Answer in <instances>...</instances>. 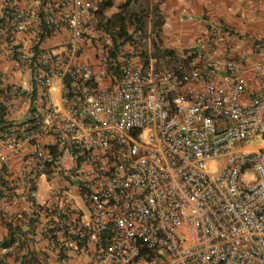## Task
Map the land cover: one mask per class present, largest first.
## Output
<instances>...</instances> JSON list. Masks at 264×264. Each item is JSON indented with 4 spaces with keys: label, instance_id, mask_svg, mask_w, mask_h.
Wrapping results in <instances>:
<instances>
[{
    "label": "built area",
    "instance_id": "obj_1",
    "mask_svg": "<svg viewBox=\"0 0 264 264\" xmlns=\"http://www.w3.org/2000/svg\"><path fill=\"white\" fill-rule=\"evenodd\" d=\"M102 1L0 0V185L66 264H264V61L213 56L217 26L111 57Z\"/></svg>",
    "mask_w": 264,
    "mask_h": 264
},
{
    "label": "crops",
    "instance_id": "obj_2",
    "mask_svg": "<svg viewBox=\"0 0 264 264\" xmlns=\"http://www.w3.org/2000/svg\"><path fill=\"white\" fill-rule=\"evenodd\" d=\"M123 1L111 0L103 13L110 15L118 11ZM145 3L151 13L142 28L145 40L141 45L142 53L148 59L170 62L178 58L187 45L205 50L202 43L211 26H217L219 31L213 56L236 57L248 64L264 61V0H145ZM155 3L157 8L153 14L151 7ZM155 19L158 23L153 25ZM134 27L130 24L128 30L132 31ZM65 34V31L55 33L47 37L45 43L55 44ZM119 50L128 51L129 44L125 42ZM93 53L94 48L86 44L81 58L96 64ZM9 66V61L0 56V68ZM10 74L11 81L18 82L23 77L18 72L10 71ZM259 145L264 143L244 147ZM10 194L8 186L0 185V264H21L23 258L27 264H63L65 259L61 260L55 251L47 248L41 235L19 215L29 205L28 199H13ZM25 228L28 230L24 233ZM12 230H15L13 234ZM11 236L14 240L3 245L2 242Z\"/></svg>",
    "mask_w": 264,
    "mask_h": 264
},
{
    "label": "trees",
    "instance_id": "obj_3",
    "mask_svg": "<svg viewBox=\"0 0 264 264\" xmlns=\"http://www.w3.org/2000/svg\"><path fill=\"white\" fill-rule=\"evenodd\" d=\"M111 0H103L99 8L96 10V22L99 27H101L106 33L109 34L111 38V46L109 48V54L111 57H117V53L122 44L133 38V34L136 28H144L146 19L151 13L148 4L145 0H125L120 3L119 10L110 14L105 15L103 9L106 5H109ZM157 4L155 3L151 7L153 14L156 12ZM158 23L155 19L153 25ZM133 24L135 27L132 31L128 30V26ZM21 228V227H20ZM28 229H23L25 233ZM15 230H12L13 234ZM14 240L11 236L2 242L3 245H7ZM21 264H27L26 259L23 258Z\"/></svg>",
    "mask_w": 264,
    "mask_h": 264
},
{
    "label": "rangeland",
    "instance_id": "obj_4",
    "mask_svg": "<svg viewBox=\"0 0 264 264\" xmlns=\"http://www.w3.org/2000/svg\"><path fill=\"white\" fill-rule=\"evenodd\" d=\"M23 81L26 82L27 81V77H24ZM23 113H24V109H21V113L20 114H23ZM260 142L264 143V139L261 138V137H256L254 139V141H253L254 144L260 143ZM214 162L217 163L216 160H214ZM216 170L214 169V171H212V172H215ZM36 191H37L38 198H39L40 201L44 200L47 197V195H48V193L46 191V188L44 187V182H43L42 177L39 178V183H38V186L36 188ZM76 201H77V204L80 207L84 208V204H83L82 199L80 197H77Z\"/></svg>",
    "mask_w": 264,
    "mask_h": 264
},
{
    "label": "clouds",
    "instance_id": "obj_5",
    "mask_svg": "<svg viewBox=\"0 0 264 264\" xmlns=\"http://www.w3.org/2000/svg\"><path fill=\"white\" fill-rule=\"evenodd\" d=\"M137 29V28H136ZM136 29H135V31H136ZM142 29V28H141ZM135 31H134V34H133V37L135 36ZM142 31H143V29H142ZM133 39V38H132ZM131 39V40H132ZM131 40H128V41H126V43H128L129 44V42L131 41ZM92 46V45H91ZM93 48H94V44H93V46H92ZM120 51V50H119ZM63 264H66V260L63 262Z\"/></svg>",
    "mask_w": 264,
    "mask_h": 264
}]
</instances>
